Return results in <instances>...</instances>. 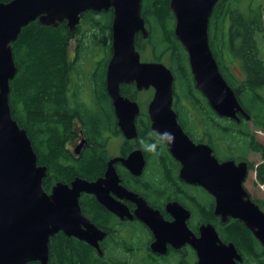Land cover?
<instances>
[{
  "label": "water",
  "instance_id": "water-1",
  "mask_svg": "<svg viewBox=\"0 0 264 264\" xmlns=\"http://www.w3.org/2000/svg\"><path fill=\"white\" fill-rule=\"evenodd\" d=\"M143 0H12L0 2V264H49L50 239L59 233L74 237L93 247L103 256L100 243L107 232L96 226L82 211V194L96 201L121 219L139 220L154 234L155 254L166 255L167 243L183 244L190 237L196 250L197 264H239L243 257L233 243L222 242L212 224L200 226L197 237L186 226L191 212L178 203L169 206L173 223L148 206L146 200L121 183L115 164L121 162L136 177L142 176L146 162L142 151L109 162L103 178L90 182L76 178L71 185L58 183L49 194L44 189L47 167L38 165V157L25 129L14 120L11 81L18 68L13 44L22 31L39 20L46 26L67 21L71 32L87 11H114L112 57L106 74V91L114 106L118 126L127 140L138 138L139 103L122 94V86L135 84L137 91L154 89L148 106L151 127L170 131L175 144L169 152L183 168L181 178L201 186L215 198V216L226 223L240 220L264 247V211L252 201L244 184L250 168L246 161L220 162L206 144H195L180 126L173 109L175 75L161 62L143 61L136 38L150 36L142 17ZM219 0H170L175 17V38L189 58L196 88L211 108L223 118L247 120L250 116L235 91L222 75L210 46V23ZM84 145L85 142L83 141ZM78 147V153L83 145ZM113 194V195H111ZM136 206L134 212L123 203Z\"/></svg>",
  "mask_w": 264,
  "mask_h": 264
},
{
  "label": "trees",
  "instance_id": "trees-1",
  "mask_svg": "<svg viewBox=\"0 0 264 264\" xmlns=\"http://www.w3.org/2000/svg\"><path fill=\"white\" fill-rule=\"evenodd\" d=\"M0 1L7 3L12 0ZM108 16V14L101 15V18L94 19L91 14H85L86 20L82 23L84 29L81 30L79 26L75 32H71L65 24L44 26L33 22L22 31L18 41L13 44L18 71L11 81L12 114L19 126L27 131L38 156V165L48 168L44 189L49 194L58 183L69 184L76 178L96 181L106 171L100 156H103L102 153L107 146L105 134L109 129L106 121H98L97 111L87 109V97L94 95L97 105L110 104L111 100L106 91L104 72L97 70L88 77L89 74H86L83 66L84 62L93 58L96 50H101L108 55L107 62L103 66V69L107 70L113 50L110 41L111 32L102 28L104 22L102 17L108 19ZM142 17L146 21L150 36L148 39H143L142 35H138L137 49L146 61L164 63L176 77L181 74L189 87L184 93V98L204 120L201 121L198 115H193L190 134L199 137L203 142L207 140L215 149L219 159L247 161L249 152H254L264 161V144L256 139L255 132L259 130L264 133V51L262 49L264 3L259 4L257 0H219L211 19V49L220 63L228 84L234 89L251 118V121L242 118L240 123L218 117L213 110H209L206 98L196 89L187 52L175 38V22L170 9V0H143ZM93 30L95 38L92 37L94 34H91ZM79 36L89 38L78 41ZM74 39L78 43L76 61L70 60L69 56L71 45L75 44ZM224 52L229 54L230 62L240 63L244 74L242 78L234 75L230 67L231 63L224 59ZM75 66L79 70L76 81L72 76L74 71L72 69ZM84 75L86 79L83 85L79 86L78 82ZM87 81L92 87L88 92H86ZM129 87L122 86V94L139 101L140 93L137 94L134 88L132 89L136 93L131 92ZM190 91L194 94L192 95ZM195 95H199V99H195ZM199 100L200 103H204L205 113L199 107ZM145 101L147 105L148 101ZM99 113H103L105 117L107 111L104 109ZM74 116H79L85 123L83 132L86 137L91 136L93 142V150L88 149L85 153L83 151L76 160L67 150L76 146L77 137L72 134L70 125ZM139 120L142 121L139 128L140 138H143L152 131L151 124L147 113ZM201 122L205 125L204 130L198 131L197 126ZM111 135L120 140L123 138L126 142L120 130L113 129ZM70 141L73 146H70ZM138 141L134 143L136 148H140ZM225 143L229 148L226 153L222 151ZM130 151L124 149L123 153L127 156ZM222 154L227 156L224 157ZM256 172L258 183L264 187V164H261ZM122 178L123 184L130 189H134L132 184L140 182L139 178L129 174L123 175ZM143 190L139 191L143 193ZM153 190L159 193V190ZM202 192L205 193V190ZM205 195L209 204L203 206L202 203L196 202V206L199 207L197 218L205 224L211 223L216 226L220 237L225 242L233 243L244 254L245 264H264V247L253 233L244 223L235 219H229L223 225L220 218L214 215V199L207 193ZM195 200L200 201L197 193ZM254 202L264 210L263 203L255 200ZM81 207L83 213L98 227L101 228V225L109 221L115 229L114 233L122 232L124 226L116 222V217L98 204L92 195H83ZM204 208L208 210L207 213H203ZM115 245L110 239L109 248L103 251V256H99L87 243L61 233L50 239L49 264H134V258H129L127 251H120L119 254H116L117 251H111Z\"/></svg>",
  "mask_w": 264,
  "mask_h": 264
},
{
  "label": "flooded vegetation",
  "instance_id": "flooded-vegetation-1",
  "mask_svg": "<svg viewBox=\"0 0 264 264\" xmlns=\"http://www.w3.org/2000/svg\"><path fill=\"white\" fill-rule=\"evenodd\" d=\"M85 14H91V17L94 19L101 18V15H107V14L109 15L108 19L102 17V19H104L102 28L111 32V36H110L111 37L110 41H111L112 40V34H113L114 11L111 9L109 11H102V12L87 11V12L83 13L80 16L81 17L80 23L76 27L75 31L78 30L79 26L81 27V30L84 29L85 26L82 23L84 20H86ZM35 22H38L40 24L39 20H37ZM174 22H175V17H174ZM60 24H65L68 27L67 21H64ZM44 26H46V25H44ZM146 27H147V24H146ZM96 33H97V31H96ZM91 34H94V30L91 32ZM87 36H88V34H87ZM85 37L79 36L77 38V40L80 41L82 39L89 38V37H86V38ZM92 37L95 38L96 37L95 34L92 35ZM73 41L75 42V39ZM98 44H99V42H98ZM73 45H74V49L72 51L73 53L69 54V56H70V60L74 59V61H76L78 58V53H77L78 43L75 42V44H73ZM188 60H189V58H188ZM72 70H74L72 72L73 78L74 77L77 78V74L79 71L78 68L75 66L74 69H72ZM86 74H89L88 71H86ZM106 74H107V70L105 73V82H106ZM85 79H86V77H85ZM85 79H81L78 82L79 86L83 85V82ZM87 84H88V87L86 89V92H88V89L91 88V83H89L87 81ZM128 85H130L132 88L136 89L135 84H128ZM141 92L142 93L147 92L149 95L152 94V98H153L154 89H150L149 91L144 90ZM138 93H140V92H138ZM151 100L152 99H150V98H149V101L147 99L148 103H147V107L145 108V110L141 107V113H140V116L137 118V122H136L137 131H139V128H141V125H142V121H140L139 118L142 115H144L145 113H147L148 106H149V103L151 102ZM179 107H181V110L179 109ZM94 108L97 109V107H94ZM183 108L190 111V108L193 109L194 107L191 105L184 104L182 102H181V104L179 102V104L176 107H174V110L177 114V117H178V119L180 117V121H181L182 125L184 126L185 132L187 133V135L196 144H208L207 140H205V142H203L202 139H200L199 137H196V136L193 137L190 134V130H188L186 122L182 119L183 117L185 118L184 110H182ZM103 111L104 110H98L96 118H98V121H106V125L109 129L107 131V133L105 134V136L107 138V146L105 148V151L102 153L103 156H100L101 160H102V165L104 166V168L106 170L110 161L118 159V158H127V156L130 153L127 156H125V154L123 153L124 149H129V150H131L130 152H132V151L140 149V148L135 147L134 143L136 140H126V142H124L123 138H121L122 140H120V139L115 138L114 136L111 135V131L113 129L114 130L120 129L118 126L117 115H116V112H115V109H114V106L112 105V103H110L108 105V108L106 109L107 113L105 114V117H104L103 113H99V112H103ZM181 111H182V113H181ZM147 115H148V113H147ZM206 115L208 116L209 114H206ZM198 118L200 120L204 121L203 118L200 117L199 115H198ZM149 120H150V118H149ZM240 121H239V123H240ZM150 124H151V122H150ZM70 125L72 127V134H75L77 139L75 140L76 141L75 148L72 147V148H68L67 150L73 154V159L76 160V159L80 158L83 151L85 153V152H87L88 149L93 150V145H92L93 142H92L91 136L86 137V135L84 134L83 127H84L85 123L81 121V118L79 116H74V119L71 121ZM151 129L153 130L152 127H151ZM139 134H140V131L138 132L137 140L140 139ZM83 141L85 142L84 145L82 144ZM131 141L134 143H131ZM81 144L83 145V147H81L82 149L80 150V153H78L77 152L78 147ZM112 145H116V148L118 147V151L116 153L112 152V150H111ZM70 146H73V143H71V141H70ZM214 151H215V149H214ZM144 157L146 160L145 161L146 166H145L144 173L142 174V176H139V177L133 176L124 167V165L121 162H117L115 164V169H116L117 173L119 174V176L122 180V185L130 191L139 193L146 200L148 206H150L153 210L158 212L163 217L165 222L173 223L175 221V218H173V216L169 213V206L171 204L178 203L182 208L187 210L189 213L191 211L192 218L191 219L189 218L186 221V226H187L189 232L191 230L195 234V236L199 237L200 236L199 228L202 224H205V223H204V221L196 218V216L194 214L193 207H192V205H194V204H192L190 201V200H192L195 202L194 195H193V191H194L193 187H198V186L190 185L189 183H187L185 180H183L181 178V171H182L183 166L178 160H176L172 156V154L169 152L168 148H165L159 157H153V156L148 155V154H145ZM248 164L250 166L249 161H248ZM126 174H129L133 177L140 179V182H138V184H132V187L134 189H130L129 187H127L123 184L124 179L122 178V176L126 175ZM72 181H71V183H72ZM71 183H69L68 185H71ZM146 188H152V189L148 190ZM198 188H201V187H198ZM142 189H144L143 193H141L139 191ZM153 189L159 190V193L154 192ZM83 195H85V194L81 195L80 203L82 202ZM111 195H113V194H111ZM123 203L126 206H128L132 212H134V210L136 208L135 205H133L132 203H130L126 200H123ZM104 209H106V208H104ZM108 212H110V211H108ZM205 212L207 213L208 210L204 208L203 213H205ZM111 214L116 217V222L118 221L121 224V226L128 225V223L130 222L132 224H137L143 228V230H144L143 233L145 234V236H144L145 241H142V239H140L141 247H140L139 251H143L142 253L145 257H147V256H149L150 258L155 257V259L158 260L160 262V264H190V255H191V257L194 258L193 264H197L198 258H197L196 252H195L196 250L190 245V237L183 244H177L176 246H174L170 243H167L166 251H168V252L166 255L155 254L153 252L154 250H153L152 246H153V243L156 242V238H155L154 234L152 233V231L145 224H143L142 222H140L137 219H134L133 221H129V219H127V218L121 219L120 217L116 216L115 214H113V213H111ZM214 215H215V213H214ZM218 218H220L221 223L223 225L226 224V223L222 222L221 217H218ZM94 224L96 226H98L96 223H94ZM101 226L102 227L101 228L99 227V228L101 230L107 232V237L105 238V240L103 242L100 243V246H101L102 251H107V249L109 248V241H110V239H113L115 229L109 221H107L104 225H101ZM215 228H216V226H215ZM217 231H218V229H217ZM61 233H59V234H61ZM218 233H219V231H218ZM59 234H57V235H59ZM111 234H113V235H111ZM219 236H220V233H219ZM220 238H221L222 242H224L226 244L231 243V242H225L222 239V237H220ZM240 264H245V261L240 263Z\"/></svg>",
  "mask_w": 264,
  "mask_h": 264
},
{
  "label": "rangeland",
  "instance_id": "rangeland-1",
  "mask_svg": "<svg viewBox=\"0 0 264 264\" xmlns=\"http://www.w3.org/2000/svg\"><path fill=\"white\" fill-rule=\"evenodd\" d=\"M257 1L259 4L264 3V0H257ZM8 3L9 2H7L6 4H8ZM73 44L71 45L70 54L72 53V51L74 49ZM262 49L264 51V41H262ZM263 57H264V55H263ZM107 58H108L107 53H104L101 50L100 51L96 50L93 58L88 59L87 60L88 62H86V63L84 62L83 70L88 71V73H89L88 77L90 76V74L93 75L97 70H101V72L102 73L104 72V74H105L106 70L103 69V66L107 62ZM142 58L145 61L146 58L143 56H142ZM224 59L226 61L230 62L229 54H227L226 52H224ZM165 61H167V63L169 62L167 59ZM230 63H231L230 67L232 68V72L234 73V75L237 78H242L244 76V74H243V70L240 66V63L237 61H235V63L234 62H230ZM98 64H100V67H98ZM168 65H169V63H168ZM176 78L177 79H176V83H175V87H176L175 90H176V96L178 99L177 105L179 104V102H180V104L182 102L184 104L190 105V102L184 98V93L189 90L188 84L184 81L181 74H178ZM82 79H85V76H83ZM76 80H77V78L74 77V81H76ZM128 86H130V85H128ZM129 88H130L131 92L136 93V91L134 89H132L131 86ZM140 93L141 94H139L137 92V94H139V96H138L139 101L136 98L135 99L140 104V106L145 110V108L147 107L145 100H147L149 98V96H150V99H152V94L149 95L147 92H144V93L140 92ZM190 93L192 95L194 94V92H192V91H190ZM194 98L199 99V95H195ZM198 104H200L199 107L204 105V103H200V100H199ZM108 105L109 104L97 105L96 100L94 99V95H92L91 97H87V107H88L87 109H89V110H92V111L104 110V109L108 108ZM94 107H97V109ZM179 109L181 110V107H179ZM182 110H184L185 118L184 117L183 118L181 117V118L186 122L188 130H190V123L192 120V115L190 114V112H192V110H191V108H190V111H188L187 109H184V108ZM181 113H182V111H181ZM195 114H196V111L194 110V115ZM204 126L205 125H203V123L201 122V124L197 126V130L203 131ZM255 132L257 133L256 139L260 143L264 144V133L259 131V130L255 131ZM229 144L231 145V140L229 141ZM111 150H112V152L116 153L118 151V147L116 148V145H112ZM227 150H229V148H228L227 143H225L223 145L222 151L224 153H226ZM222 155L224 157L227 156L225 154H222ZM239 155H241V154L239 153ZM247 157H248V161L253 164L252 165L253 168H251L249 176H248L247 180L245 181L244 186H245L246 190L248 191V193L250 194V196L253 200L264 204V187L258 183L257 172H256V169L259 168V166L261 164H264V161L258 153H254V152H249ZM193 189H196V187H193ZM193 193L194 194L197 193V196L200 199V202L204 203L205 205L209 204V200L206 199L207 197H206L205 193L202 192V190H198V191L196 190V191H193ZM190 201L192 204H194V201H192V200H190ZM192 207L194 208V214L196 213L195 216L197 218L198 217L197 216L198 210H197L195 205H192ZM143 231H144L143 228L137 224L125 225L124 228L122 229L121 233H114L113 239H112V244H116V245L114 246V248H112L111 251H117L116 254H119L120 251H127L126 252L127 256L131 259L134 258L133 259L134 264H160V262L158 260L150 258L149 256L145 257L142 253L143 251H139L140 247H141L140 239H142V241H145V239H144L145 234L143 233ZM193 262H194V258L191 257V255H190V264H193Z\"/></svg>",
  "mask_w": 264,
  "mask_h": 264
},
{
  "label": "clouds",
  "instance_id": "clouds-1",
  "mask_svg": "<svg viewBox=\"0 0 264 264\" xmlns=\"http://www.w3.org/2000/svg\"><path fill=\"white\" fill-rule=\"evenodd\" d=\"M140 150L153 157H159L165 148H171L175 144V135L170 131H149L145 137L140 138Z\"/></svg>",
  "mask_w": 264,
  "mask_h": 264
}]
</instances>
